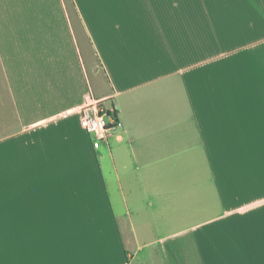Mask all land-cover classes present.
<instances>
[{
  "label": "crops",
  "instance_id": "0c3cea01",
  "mask_svg": "<svg viewBox=\"0 0 264 264\" xmlns=\"http://www.w3.org/2000/svg\"><path fill=\"white\" fill-rule=\"evenodd\" d=\"M0 264H264V0H0Z\"/></svg>",
  "mask_w": 264,
  "mask_h": 264
},
{
  "label": "built area",
  "instance_id": "2783aa9c",
  "mask_svg": "<svg viewBox=\"0 0 264 264\" xmlns=\"http://www.w3.org/2000/svg\"><path fill=\"white\" fill-rule=\"evenodd\" d=\"M108 99H93L83 107L72 110L78 125L91 137L94 150L107 142L112 132L122 128L119 108Z\"/></svg>",
  "mask_w": 264,
  "mask_h": 264
},
{
  "label": "rangeland",
  "instance_id": "374dc122",
  "mask_svg": "<svg viewBox=\"0 0 264 264\" xmlns=\"http://www.w3.org/2000/svg\"><path fill=\"white\" fill-rule=\"evenodd\" d=\"M89 68H90V66L88 67V71H89ZM91 139V138H90Z\"/></svg>",
  "mask_w": 264,
  "mask_h": 264
}]
</instances>
